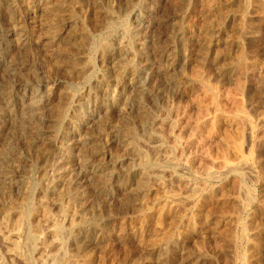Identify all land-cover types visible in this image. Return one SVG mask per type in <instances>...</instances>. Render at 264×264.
I'll return each mask as SVG.
<instances>
[{"label": "rangeland", "instance_id": "rangeland-1", "mask_svg": "<svg viewBox=\"0 0 264 264\" xmlns=\"http://www.w3.org/2000/svg\"><path fill=\"white\" fill-rule=\"evenodd\" d=\"M131 1L132 3L130 0H45V2L44 0H0V109L2 110L0 111V157H2L0 164L6 162L0 165V259L2 264H28L23 254L19 256L11 252V240L7 239V236L17 219L14 211L27 201L28 184L32 181L37 184L32 188L31 196L35 205H44L59 217V209H63L62 205L67 208L69 204L73 206L82 204V208L77 207L82 212H80L81 216L85 220H96V227L93 226L87 231L79 232L73 241L69 240V245L72 247H68V254L70 253L71 257L72 253V259L79 258L90 250V264H234L233 255H236L234 251L236 247L231 244L232 242L230 243V240L228 241V233L224 235L223 233L225 230L227 232L235 230L238 236L241 231L233 225L231 226L234 229L232 227L229 229L230 224L224 223L225 219L222 217L219 220L221 221L219 229L215 224L219 213L216 210L217 206L220 208H224V205L225 208L231 206L232 194L225 203L214 204L215 210L211 211L207 221L198 216L195 226L192 225L194 220L191 221L188 211L175 209L170 202L168 204L166 201L181 196L182 192H179L188 186L195 175H199L204 167L215 162L216 164L224 161L234 163L238 161V158L248 155L257 163L260 162L264 173V145L261 144L264 141V11L262 1L211 0L212 3L210 0ZM48 4L50 6L47 7ZM65 5L66 8H64ZM95 5H98L100 10ZM54 9H57V12L54 13ZM67 9H71L72 12L69 10L70 13H68ZM111 11L116 26L113 27V38L110 40L111 50L108 49V56L106 60H103L102 50L99 47L101 51L97 47L94 49V41L104 38L106 31L103 26ZM55 16H59L60 19ZM45 19L56 20V25L58 24L59 41L54 44L46 41L47 20ZM23 24L25 27H22ZM130 32L135 35L133 42L130 41ZM101 35L103 37L99 38ZM128 42H131L130 50L126 47ZM125 47L127 50L123 49ZM244 49L247 50L245 51L246 67L239 68L235 65L236 63L234 64V58L237 60ZM257 58L258 62L254 63ZM169 60H173L172 63ZM121 62L133 63L138 71L136 73L131 70L127 71L128 73L123 72L124 64ZM117 65H121L122 68ZM71 66L73 68H70ZM181 68L188 77H185L183 71L181 72ZM191 68L193 70L189 77ZM17 69L21 70L17 71ZM24 69L30 70L29 73ZM195 69H197L198 76L202 71L206 73L205 75L201 73L202 76H200L202 79L204 77V82L207 81L206 89H200L199 84L193 86L188 84L189 78H195L192 75ZM116 71L118 75L114 74ZM104 76L108 82L107 86V83L103 81ZM113 76L120 77H114V79ZM173 77H176L175 80ZM239 77L245 85L243 88L245 91H239L235 86L238 85ZM6 87L9 92H6ZM4 89L5 91H2ZM34 91L41 96L39 106L37 105L39 109L37 107V113L31 117V123L28 121L23 125L21 122L25 112L22 110L28 104V98ZM228 91L229 93L232 91L236 97H239L242 105L227 101L224 93ZM125 94L129 96V99L124 98ZM199 97L204 100L201 99L200 102L203 101L205 104L199 103ZM7 98L9 101L6 100ZM137 99L140 100V104L136 102ZM218 100H221L220 104ZM211 101L218 102L219 105H216L221 108L215 104L213 106ZM149 110V116L153 118L156 114V119L151 120L152 118L149 117L146 120L147 123H141L138 129L140 139L143 140H140V143L145 151L151 150L149 152L158 158L162 156L160 155L163 153L162 150L155 147L157 137L153 132L158 130L157 134L161 132L168 136L171 132L170 123L174 118L179 123L175 126L176 128L174 127V131L181 136L180 142H184L190 133L189 129L194 127L196 118L202 115L208 122L204 125V132L209 143L203 144L205 148L200 147L198 153H195L194 148L183 150L182 146L174 152L175 154L173 153L177 159H183L187 153L188 155L196 154L193 169V165L184 164L185 161L182 160L176 161L177 164L173 163L171 167L149 165L147 169L151 172L153 179L149 184L151 191L145 194L132 189L136 188L135 181L140 175L141 167L133 156L134 154L123 144L124 137L120 134H122L123 123L128 120L137 121L140 113H148ZM184 110L189 114L184 115ZM12 116L13 119H11ZM15 118L17 121H14ZM19 124L23 126L21 132L16 128ZM143 125L146 126L143 127ZM153 127L155 129L152 130ZM6 138L10 140L7 141ZM212 158L215 162L211 161ZM244 176H246L244 182L249 190L252 189L250 191L254 192L256 201L251 204L250 212L242 221L246 232L248 231V239L240 245L242 247L239 246L240 248L237 249L246 258H244V264H264V181H256L251 174ZM154 178H158L159 181ZM233 183V180L229 178L223 182L227 188H230ZM16 203L20 204L17 206ZM164 205L166 207H163ZM167 207L169 210L165 209ZM157 209L161 210L160 213H157L159 212ZM173 210L176 211L173 212ZM147 212L148 214H144ZM145 215L149 217L146 218ZM179 215L185 216L179 219ZM167 216L174 220V223L167 228L164 224L159 227L160 225L155 223L156 218L159 220ZM140 217L143 218L140 219ZM38 220L37 217L31 218L30 223L33 227H37L35 224ZM61 220L67 223L65 218L61 217ZM178 220L179 222H176ZM175 223H178L179 227ZM169 232H171V237L166 240L159 239L160 234H169ZM17 239L20 241L21 238Z\"/></svg>", "mask_w": 264, "mask_h": 264}, {"label": "bare ground", "instance_id": "bare-ground-1", "mask_svg": "<svg viewBox=\"0 0 264 264\" xmlns=\"http://www.w3.org/2000/svg\"><path fill=\"white\" fill-rule=\"evenodd\" d=\"M61 1H63V0H61ZM98 1V0H97ZM103 1V0H102ZM213 1V0H212ZM215 1V0H214ZM260 1H262L261 3H262V10L264 11V0H260ZM44 2H45V0H44ZM58 2V1H57ZM95 2V1H94ZM126 2V1H125ZM134 2V1H133ZM201 2V1H200ZM210 2H211V0H210ZM217 2V1H216ZM48 3V2H47ZM55 3V2H54ZM130 3H132V1L130 0ZM212 3V2H211ZM12 4V3H11ZM51 4V3H50ZM73 4V3H72ZM260 4V3H259ZM7 5V4H6ZM51 5H54L53 3L51 4ZM108 5V4H107ZM48 6H50L49 4L47 5V7ZM95 6H98V5H95ZM101 6V5H100ZM209 7L208 8H210V5H208ZM6 7V6H5ZM9 7V6H8ZM12 7V6H11ZM46 7V8H47ZM213 7H215L214 5H213ZM212 7V8H213ZM60 8V7H59ZM63 8V7H62ZM64 8H66V5L64 6ZM98 8H99V6H98ZM104 8V7H103ZM192 8V7H191ZM242 8V7H241ZM259 8H261V7H259ZM193 9V8H192ZM211 9V8H210ZM209 9V10H210ZM17 10V9H16ZM57 10V9H56ZM55 9H54V13L55 12H57ZM70 10V12H72L71 11V9H69ZM68 9H67V12L69 11ZM96 10H97V8H96ZM99 10H100V8H99ZM102 10V9H101ZM213 10V9H212ZM216 10V9H215ZM261 10V11H262ZM6 11V10H5ZM8 11V10H7ZM59 11V10H58ZM98 11V10H97ZM106 11V10H105ZM105 11H104V13H105ZM195 11L197 12V10L195 9ZM260 11V12H261ZM262 11V12H263ZM10 12V11H9ZM8 12V13H9ZM70 12H68V13H70ZM75 12V11H74ZM193 12V11H192ZM49 13V12H48ZM101 13V12H100ZM106 13H109V12H106ZM64 14V13H63ZM67 14V13H66ZM215 14V13H214ZM72 15H74L73 13H72ZM77 15V14H76ZM110 16H109V18L107 17V19H105L106 21V23H104L105 25L103 26L104 27V29H105V31H106V34H105V36H104V38L102 39V40H98V41H94V49H96V47H97V49H99L101 52H102V58H103V60H106V58H107V51H108V49L109 50H111V47L112 46H110V40H112L111 38H113V27L114 26H116V25H114L115 24V19H114V16H113V12L111 11L110 12V14H109ZM11 16V15H10ZM50 16V15H49ZM244 16V15H243ZM58 17L59 16H55V18H57L58 19ZM65 17V16H64ZM67 17H70V15H67ZM11 18V17H10ZM59 19H60V17H59ZM62 19V18H61ZM70 19V18H69ZM32 20V19H31ZM45 20H47V24H46V28H45V36L47 37V39H46V41L48 40V42L49 43H51V44H54L55 42H57V41H59L58 40V36H59V34H58V28H57V25H56V20L54 21L53 19V21L52 20H50V19H45ZM63 20H64V18H63ZM15 21V20H14ZM61 21V20H60ZM59 21V22H60ZM16 22V21H15ZM46 22V21H45ZM209 22V21H208ZM244 22V21H243ZM61 23V22H60ZM63 23V22H62ZM101 23V22H100ZM206 23V22H205ZM17 24V23H16ZM17 25H20L19 23L17 24ZM190 25V24H189ZM242 25V24H241ZM60 26V25H59ZM58 26V27H59ZM17 27V26H16ZM15 27V28H16ZM19 27V26H18ZM22 27H25L24 26V24H23V26ZM63 27V26H62ZM193 27H191V29H192ZM21 29V28H20ZM199 29V28H198ZM250 29V28H249ZM25 30V29H24ZM62 30V29H61ZM75 30V29H74ZM115 30V29H114ZM188 30V29H187ZM21 31H23V30H21ZM104 31V32H105ZM24 33H25V31H23ZM76 32V31H75ZM80 33V32H79ZM193 33V32H192ZM252 33V32H251ZM19 34H20V32H19ZM67 34V33H66ZM70 34V33H69ZM83 34H84V36H85V33L83 32ZM182 34V33H181ZM189 34H190V32H189ZM194 34V33H193ZM207 34V33H206ZM115 35V34H114ZM180 35V34H179ZM64 38H65V36L64 35H62ZM81 36V35H80ZM190 36V35H189ZM189 36H187V37H189ZM32 37V36H31ZM61 37V36H60ZM74 37V36H73ZM101 37H103L102 35L99 37V38H101ZM135 37V35L133 34V33H131L130 32V41L131 42H133V38ZM194 37V36H193ZM75 38V37H74ZM84 38V37H83ZM77 39V38H76ZM75 39V40H76ZM62 40V39H61ZM74 40V39H73ZM82 40V39H81ZM80 40V41H81ZM72 41V40H71ZM47 42V43H48ZM75 42V41H74ZM77 42H79V41H77ZM82 42H83V40H82ZM131 42H128L127 43V45H126V47L130 50V47H132V46H130L131 45ZM178 42H181V41H178ZM46 43V44H47ZM73 43V42H72ZM187 43V42H186ZM27 44V43H26ZM73 44H75V43H73ZM133 44V43H132ZM164 44H166V43H164ZM167 44H169V43H167ZM49 45V44H48ZM77 46V45H76ZM80 46V45H79ZM83 46V45H82ZM114 46V45H113ZM160 46V45H159ZM187 46V45H186ZM53 47V46H52ZM58 47V46H57ZM56 47V48H57ZM81 47V46H80ZM79 47V48H80ZM99 47V48H98ZM123 48V49H126L127 50V48ZM155 47V46H154ZM188 47V46H187ZM190 47V46H189ZM166 48V47H165ZM61 49V48H60ZM83 49V48H82ZM113 49V48H112ZM123 49H119V50H123ZM133 49V48H132ZM66 50V49H65ZM156 50V49H155ZM164 50V49H163ZM183 50V49H182ZM121 51L119 52V53H121ZM161 51V50H160ZM245 51L247 52V50H245L244 49V51H242L241 53H240V56H239V58H237V60L234 58V60H235V62H234V64L236 65V66H238L239 68L240 67H246V57H245ZM58 52H59V50H58ZM166 52V51H165ZM170 52V51H169ZM185 52V51H184ZM174 53V52H173ZM160 54V53H159ZM171 54V53H170ZM256 54V53H255ZM111 55V54H110ZM121 55V54H120ZM10 58H11V56H9ZM174 57V56H173ZM190 57V56H189ZM236 57V56H235ZM256 57V56H255ZM60 58V57H59ZM79 58V57H78ZM77 58V59H78ZM162 58V57H161ZM65 59V58H64ZM74 59V58H73ZM135 58H133V60H134ZM13 60V59H12ZM56 60V59H55ZM232 60V59H231ZM258 58L257 59H255L254 60V63H257L258 62ZM57 61V60H56ZM170 61V60H169ZM173 61V60H172ZM172 61H170L171 63H172ZM204 61V60H203ZM206 61V60H205ZM11 62H13V61H11ZM76 62H78V61H76ZM75 62V63H76ZM132 62V61H131ZM128 63V64H124V62H121V64H124V66H123V69H122V71L123 72H125V73H128L127 71H129V70H131L133 73H136V71H138L137 70V68H135V66L136 65H134L133 63ZM233 62V61H232ZM55 63V62H54ZM69 64H71V62H68ZM73 63V62H72ZM85 63V62H84ZM87 63V62H86ZM166 63V62H165ZM170 63V64H171ZM175 63V62H174ZM253 63V64H254ZM56 64V63H55ZM61 64V63H60ZM79 64V63H78ZM118 64H120V62H118ZM136 64V63H135ZM232 64V63H231ZM14 66H15V64H13ZM139 65V64H138ZM173 65V64H172ZM20 66V65H19ZM21 66H22V64H21ZM60 66V65H59ZM70 66V65H69ZM73 67H74V65H72ZM70 67V68H73V67ZM76 66H79V65H76ZM75 66V67H76ZM118 66V65H117ZM119 66H121V65H119ZM118 66V67H119ZM167 66V65H166ZM200 66V65H199ZM206 66V65H205ZM8 67V66H7ZM12 67V66H11ZM80 67V66H79ZM118 67H116V68H118ZM170 67H172V66H170ZM78 68V67H77ZM121 68H122V66H121ZM179 68V67H178ZM184 68V67H183ZM183 68H181V72L183 71V70H185V68L183 69ZM203 68V67H202ZM201 68V69H202ZM257 68V67H256ZM48 69V68H47ZM140 69V68H139ZM167 69V68H166ZM183 69V70H182ZM15 70V69H14ZM19 70H21V69H19ZM18 69H17V71H19ZM25 70V69H24ZM69 70H71V69H69ZM77 70V69H76ZM116 70H118V69H116ZM188 70V69H187ZM193 69L191 68V70H190V73H189V77H190V75H191V71H192ZM196 70L197 69H195L193 72H195L196 73ZM203 70V69H202ZM201 70V71H202ZM237 70V69H236ZM239 70V69H238ZM1 71V70H0ZM8 71H9V69H8ZM25 71H30V70H25ZM164 71V70H163ZM174 71V70H173ZM209 71V70H208ZM241 71V70H240ZM13 72V71H12ZM22 72V71H21ZM20 72V73H21ZM26 72V73H27ZM181 72H179V73H181ZM192 72V73H193ZM243 72H245V71H243ZM25 73V72H24ZM29 73V72H28ZM177 73V72H176ZM183 73H184V75L185 74H187V73H185L184 71H183ZM193 73L192 75L195 77V78H189V80H188V84L190 85V86H193L194 84H199V87H201L200 89H206V87L208 86L207 85V81H203V79H204V77H203V79H202V77H200V76H202V74H204V71H202L201 73H200V75L198 76V74L196 73ZM199 73V72H198ZM208 73V72H207ZM32 74V73H31ZM106 74V73H105ZM114 74H116V75H118L117 74V71H116V73H114ZM130 74V73H129ZM169 74V73H168ZM195 74V75H194ZM206 74V73H205ZM204 74V75H205ZM243 74V73H242ZM23 75V74H22ZM119 75H121V74H119ZM135 75V74H134ZM215 75V74H214ZM32 76V75H31ZM125 76V75H124ZM169 76H171V75H169ZM172 76H175V75H173L172 74ZM180 76V74L178 75V77ZM239 76H241V75H239ZM30 77V76H29ZM36 77V76H35ZM115 76H113V78H114ZM117 77H120V76H116L115 78H117ZM126 77V76H125ZM168 77V76H167ZM185 77H188V76H186L185 75ZM206 77V76H205ZM7 78V77H6ZM89 78V77H88ZM112 78V79H113ZM114 78V79H115ZM168 78H172V77H168ZM174 78V77H173ZM176 78V77H175ZM175 78H174V80H175ZM237 78V77H236ZM119 79V78H118ZM117 79V80H118ZM123 79H125V78H123ZM76 80V79H75ZM183 80H185V78L183 79ZM206 80H208L207 78H206ZM103 81H105L106 82V77L104 76L103 77ZM121 81V79L119 80V82ZM179 81H180V79H179ZM115 82V81H114ZM113 82V83H114ZM124 81H122V83H123ZM138 82V81H137ZM140 82V81H139ZM138 82V83H139ZM208 82H209V80H208ZM235 82V81H234ZM107 84H106V86L108 85V82H106ZM172 83V82H171ZM181 83V82H180ZM184 83V82H183ZM186 83V82H185ZM216 83V82H215ZM214 83V84H215ZM230 83V82H229ZM237 83V82H236ZM5 84H7V83H5ZM8 84H9V82H8ZM28 84V83H27ZM30 84V83H29ZM28 84V85H29ZM116 84H117V82H116ZM137 84V83H136ZM173 84V83H172ZM179 84V83H178ZM209 84V83H208ZM238 85H235V86H237V89L239 90V91H243L244 89V84H243V81L242 80H240V77H239V79H238V83H237ZM12 85V84H11ZM31 85V84H30ZM97 85H99V84H97ZM105 85V84H104ZM174 85V84H173ZM180 85V84H179ZM210 85H212V84H210ZM209 85V86H210ZM230 85V84H229ZM5 86V85H4ZM100 86H102V85H100ZM136 86V85H135ZM198 86V85H197ZM213 86V85H212ZM211 86V87H212ZM1 87V86H0ZM102 87H104V86H102ZM140 87H141V85H140ZM143 87V86H142ZM141 87V88H142ZM234 87V86H233ZM4 88V87H3ZM137 88H139L138 86H137ZM136 88V89H137ZM144 88V87H143ZM213 88V87H212ZM215 88H217V87H215ZM8 89H10V88H8ZM193 89H195V88H193ZM225 89V88H224ZM12 90V89H11ZM98 90V89H97ZM100 90V89H99ZM131 90V89H130ZM221 90V89H220ZM2 91H5V89L4 90H2ZM1 91V92H2ZM13 91V90H12ZM68 91V90H67ZM121 91H122V89H121ZM137 91H138V89H137ZM140 91V90H139ZM157 91V90H156ZM224 91V90H223ZM237 91V90H236ZM238 91V92H239ZM245 91V90H244ZM6 92H9V91H7V87H6ZM74 92V91H73ZM96 92H98V91H96ZM122 92H124V90L122 91ZM131 92H133V91H131ZM221 92V91H220ZM232 92V91H231ZM229 93V91H228V93H224V94H226L225 95V98H226V100L227 101H229V102H231L232 104L234 103V104H238V105H242V102H241V99L239 98V97H236V95L232 92V93ZM4 93V92H3ZM12 93V92H11ZM113 93V92H112ZM126 93V92H125ZM138 93V92H137ZM140 93V92H139ZM237 93V92H236ZM1 94V93H0ZM5 94V93H4ZM127 94V93H126ZM126 94L123 96L124 98H126V99H129L128 97L129 96H126ZM129 94V93H128ZM127 94V95H128ZM197 94V93H196ZM201 94V93H200ZM203 94H204V92H203ZM206 94V93H205ZM234 94V95H233ZM8 95V94H7ZM31 95V94H30ZM40 95H42V94H40ZM73 95V94H72ZM71 95V96H72ZM130 95V94H129ZM134 95V94H133ZM139 95V94H138ZM143 95V94H142ZM158 95V94H157ZM215 95V94H214ZM3 96V95H2ZM5 96H6V94H5ZM67 96V95H66ZM199 96V95H198ZM205 96H207V95H205ZM211 96V95H210ZM221 96V95H220ZM7 97V96H6ZM5 97V98H6ZM11 97V96H10ZM39 97H41V96H39V94L38 93H36V91H34V92H32V95H31V97L29 96V102H28V104H24L25 106H24V109L22 110V111H24L25 113H23V121L21 122V123H23V125H24V123L25 122H30V120H31V117L33 116V115H35L36 113H37V107L39 106L38 104V102H39V100H40V98ZM121 97V96H120ZM122 97V98H123ZM130 97H133V96H131L130 95ZM209 97V96H208ZM212 97H215V96H212ZM218 97H219V95H218ZM223 97V96H222ZM135 98V97H134ZM139 98V97H138ZM207 98V97H206ZM210 98V97H209ZM10 99V98H9ZM12 99V98H11ZM202 98H200L199 97V103H201L202 104V102L204 101L203 99V101H201L200 102V100H201ZM216 99H217V97H216ZM222 99V98H221ZM7 101H9L8 100V98L6 99ZM5 99H4V101H6ZM102 100V99H101ZM118 100V99H117ZM120 100V99H119ZM188 100V99H187ZM196 100H198V98L196 99ZM207 100V99H206ZM211 100V99H210ZM215 100V99H214ZM213 100V101H214ZM224 100V99H223ZM225 100V101H226ZM115 101V100H114ZM128 101V100H127ZM216 101V100H215ZM220 101L221 100H218V102H219V104H220ZM12 102V101H11ZM10 102V103H11ZM26 102V101H25ZM24 102V103H25ZM26 102V103H27ZM104 102V101H103ZM120 102V101H119ZM122 102V101H121ZM136 102H139V104H140V100H136ZM188 102V101H187ZM198 102V101H197ZM196 102V103H197ZM209 102V101H208ZM207 102V103H208ZM217 102V103H218ZM102 103V102H101ZM124 103V102H123ZM125 103H127L126 102V100H125ZM198 103V104H199ZM204 104H205V102H203ZM206 103V104H207ZM211 103H212V105L214 106V104L216 105L217 103H213L212 101H211ZM5 104V103H4ZM138 104V105H139ZM144 104V103H143ZM203 104V105H204ZM219 104H217V105H219ZM244 104V103H243ZM38 105V106H37ZM118 105V104H117ZM122 105V104H121ZM125 105V104H124ZM146 105V104H145ZM208 105V104H207ZM207 105H205V106H207ZM209 105H211V104H209ZM216 105V106H217ZM6 106H7V104H6ZM13 106V105H12ZM11 106V107H12ZM23 106V105H22ZM200 106V105H199ZM127 107V106H126ZM143 107V106H142ZM186 107V106H185ZM209 107V106H208ZM218 108L220 107V106H217ZM225 107V106H224ZM14 108H16V107H14ZM21 108H23V107H21ZM120 108V107H119ZM141 108V107H140ZM145 108H146V106H145ZM201 108H202V106H201ZM221 108V107H220ZM2 109H4L3 107H2ZM7 109H8V107H7ZM38 109H39V107H38ZM142 109H144V107L142 108ZM185 109V108H184ZM205 109V108H204ZM239 109V108H238ZM10 110V112L12 113V110L11 109H9ZM8 110V111H9ZM137 110V109H136ZM154 110H155V108H154ZM179 110V109H178ZM186 110V109H185ZM184 110V111H185ZM208 110V109H207ZM0 111H2L1 109H0ZM15 111V113H16V109L14 110ZM39 111V110H38ZM127 111V110H126ZM146 111V110H145ZM152 111V110H151ZM183 111V114L184 115H188L189 113H186L187 111H185L184 112ZM216 111V110H215ZM229 111V110H228ZM241 111V110H240ZM21 112V111H20ZM52 112H53V110H52ZM131 112V111H130ZM150 112V110L148 111V113H146V112H143V113H140L139 114V116L137 117V121H132V120H128L127 122H125V123H123V125H122V130H121V133L122 134H120V135H123V144H125V146H126V148H127V150H129L130 152H132L134 155L133 156H135V158H136V160H137V162H138V164H139V166L141 167V170H140V175L138 176V178L136 179V181H135V184H136V188H132V189H136L137 190V192H144L145 194H149V191H151L150 189V186H149V184H150V182H151V180L153 179V176L151 175V172L147 169V167L149 166V165H153V166H159V165H161L162 167H163V165H165V166H168V167H171L172 166V164L174 163V164H177L176 163V161H185L184 162V164L185 163H187L188 165H193L194 164V161H195V159H196V154H193V153H191V154H189L188 155V153H187V156L186 157H184L183 159L182 158H178L177 159V157L176 156H174V152H176L177 150H178V148H180L181 146V148H183V150H185V149H189V148H194L195 149V153H198V151H200V147H201V149H202V146H203V148H205L204 146L205 145H203V144H206L207 142H208V140L206 139V135H205V132H204V128H205V123L207 122V120H205L204 119V117L202 116V115H197V116H199V117H197L196 118V120H195V122H194V127H192L191 129H189V135H188V138L182 143V142H180V139H181V136L180 135H177L176 133H175V131H174V127L177 125V124H179L178 123V120L177 119H173L172 120V122L170 123V129L169 130H171V132H170V134L168 135V136H165V135H163V133H161L160 131V134H157L158 133V130L156 131L155 130V132H153V134H154V136L155 137H157V139H156V148L158 147L159 149H161L162 150V152L163 153H160V155L162 154V156H160V157H162V159H159L155 154H151L149 151H151V150H148V152L147 151H145L144 149H143V147L141 146L142 144L140 143V138H141V135H140V133H139V131H138V129H139V126H141V123L143 124V122L146 124L147 122H146V120L149 118V117H151L152 118V116H149V113ZM182 112V111H181ZM199 112V111H198ZM201 112H203V111H201ZM207 112V111H206ZM233 112V111H232ZM239 112V111H238ZM237 112V113H238ZM243 112V111H242ZM14 113V112H13ZM14 113V114H15ZM235 113H236V111H235ZM17 114V113H16ZM22 114V113H21ZM40 114V113H39ZM38 114V115H39ZM57 114V113H56ZM161 114V113H160ZM199 114V113H198ZM206 114V113H205ZM204 114V115H205ZM241 114V113H240ZM20 115V114H19ZM168 115V114H167ZM17 116V115H16ZM46 116V115H45ZM128 116V115H127ZM131 115H129V117H130ZM155 116H157L156 114H155ZM155 116L153 117V118H155ZM237 116V115H236ZM246 116V115H245ZM39 117V116H38ZM135 118H136V116H134ZM34 118H36V117H34ZM134 118V119H135ZM153 118L151 119V120H153ZM178 118V117H177ZM183 118V117H182ZM190 118H192V117H190ZM11 119H13V116H12V118ZM16 119V118H15ZM125 119V118H124ZM156 119V118H155ZM163 119V118H162ZM207 119V118H206ZM106 120V119H105ZM145 120V121H144ZM150 120V119H149ZM150 120V121H151ZM14 121H17V119L16 120H14ZM53 121V120H52ZM149 121V122H150ZM213 121V120H212ZM211 121V122H212ZM239 121V120H238ZM237 121V122H238ZM244 121V120H243ZM19 122H20V120H19ZM15 123V122H14ZM14 123L12 124V125H14ZM31 123V122H30ZM39 123V122H38ZM108 123V122H107ZM152 123V122H151ZM28 124V123H27ZM27 124H25V125H27ZM99 124H101V123H99ZM207 124H208V122H207ZM213 123H211V125H212ZM16 125V124H15ZM14 125V126H15ZM33 125V124H32ZM36 124H34V126H35ZM38 125V124H37ZM57 125V124H56ZM149 125H151V124H149ZM162 125V124H161ZM214 125V124H213ZM253 125V124H252ZM14 126H11V127H14ZM28 126V125H27ZM52 126V125H51ZM58 126V125H57ZM96 126H98L99 127V125H97L96 124ZM101 126H103V125H101ZM100 126V127H101ZM146 126V125H145ZM144 125H143V127H145ZM155 126V125H154ZM22 124H19L16 128H17V130L18 131H22L23 129H22ZM54 127V126H53ZM52 127V128H53ZM163 127H164V125H163ZM162 127V128H163ZM207 127V126H206ZM216 127V126H215ZM15 128V127H14ZM34 128V127H33ZM36 128V127H35ZM42 128V127H41ZM58 128V127H57ZM97 128V127H96ZM176 128V127H175ZM13 129V128H12ZM111 130L113 129V128H110ZM147 130V128H144V130ZM152 130L153 129H155V127H153V128H151ZM207 129V128H206ZM229 129V128H228ZM236 129V128H235ZM13 130H15V129H13ZM27 130V129H26ZM30 130V129H29ZM32 130V129H31ZM42 130V129H41ZM142 130H143V128H142ZM149 128H148V133H149ZM27 132V131H26ZM117 132V131H116ZM146 132V131H145ZM248 132V131H247ZM23 133V132H22ZM48 133V132H47ZM91 133V132H90ZM147 133V132H146ZM151 133V132H150ZM228 133V132H227ZM230 133V132H229ZM12 134V133H11ZM24 135H25V133H23ZM38 134H39V132H38ZM87 134V133H86ZM92 134V133H91ZM106 134V133H105ZM111 134V133H110ZM263 134V133H262ZM5 135V134H4ZM3 135V136H4ZM36 135V134H35ZM140 135V136H139ZM144 135V134H143ZM146 135V134H145ZM152 135V134H151ZM181 135H183V134H181ZM210 135V134H209ZM232 135V134H231ZM8 136V135H7ZM92 136V135H91ZM102 136V135H101ZM119 136V135H118ZM148 136H150V135H148ZM208 136V135H207ZM94 137H95V135H94ZM143 137H145V136H143ZM184 137V136H183ZM182 137V138H183ZM186 137V136H185ZM2 138V137H1ZM4 138V137H3ZM105 138H107V137H105ZM148 138V137H147ZM149 138H152V137H149ZM207 138H209V137H207ZM7 139V138H6ZM5 139V140H6ZM9 139V138H8ZM8 139H7V141H8ZM25 139V138H24ZM30 139V138H29ZM97 139H98V137H97ZM2 140V139H1ZM10 140V139H9ZM31 140H32V138H31ZM151 140V139H150ZM183 140H184V138H183ZM6 141V142H7ZM33 141V140H32ZM96 141V140H95ZM98 141V140H97ZM141 141H143V140H141ZM2 142V141H1ZM5 142V143H6ZM26 142V141H25ZM28 142V141H27ZM30 142V141H29ZM90 142V141H89ZM259 142V141H258ZM257 142V143H258ZM148 143V142H147ZM151 143V142H150ZM209 143V142H208ZM234 143H235V141H234ZM248 143V142H247ZM26 144H28V143H26ZM240 144V143H239ZM254 144L256 145V143L254 142ZM261 144H263L264 145V141L261 143ZM29 145V144H28ZM212 145V144H211ZM214 145H215V143H214ZM252 145V144H251ZM94 146V145H93ZM97 146H98V144H97ZM207 146V145H206ZM210 145H208V147H209ZM239 146V145H238ZM242 146V145H241ZM244 146V145H243ZM2 147V146H1ZM28 147V146H27ZM208 147H206V148H208ZM249 147V146H248ZM11 148H12V146H11ZM29 148V147H28ZM149 148V147H148ZM213 148V147H212ZM217 148V147H216ZM239 148V147H238ZM93 149V148H92ZM3 150V149H2ZM4 150H5V148H4ZM95 150V149H94ZM97 150V149H96ZM126 150V149H125ZM124 150V151H125ZM155 150V149H154ZM158 150V149H157ZM209 150H210V147H209ZM6 151H7V148H6ZM8 151H9V149H8ZM211 151V150H210ZM251 151V150H250ZM263 151H264V148H263ZM22 152V151H21ZM95 152V151H94ZM98 152V151H97ZM129 152V153H130ZM155 152H156V150H155ZM159 152V151H158ZM185 152V151H184ZM206 152V151H205ZM220 152V151H219ZM1 153V152H0ZM3 153H5V152H3ZM3 153H2V155H3ZM8 153V152H7ZM123 153V152H122ZM174 153V154H173ZM202 153V152H201ZM210 153V152H209ZM20 154V153H19ZM39 154V153H38ZM158 154V153H157ZM204 154V153H203ZM217 154H220V153H217ZM222 154V153H221ZM250 155H251V152L249 153ZM11 155V154H10ZM98 155V154H97ZM195 155V156H194ZM206 155V154H205ZM207 155H209V154H207ZM0 156H1V154H0ZM19 156V155H18ZM17 156V157H18ZM117 156V155H116ZM123 156V155H122ZM252 156V155H251ZM6 157V156H5ZM16 157V158H17ZM98 157V156H97ZM101 157V156H100ZM217 157V156H216ZM225 157V156H224ZM0 158H2V157H0ZM19 158V157H18ZM38 158H39V156H38ZM47 158V157H46ZM99 158V157H98ZM118 158V157H117ZM214 158V157H213ZM213 158H212V162H215V161H213ZM226 158V157H225ZM134 159V158H133ZM132 159V160H133ZM88 160V159H87ZM115 160V159H114ZM216 161H217V159H215ZM4 161V160H3ZM10 161V160H9ZM9 161L7 162V165L9 164ZM212 162H210V163H212ZM2 163H4V162H2ZM209 163V162H208ZM4 164H6V162L4 163ZM4 164H0V165H4ZM204 164V163H203ZM99 165H101V164H99ZM196 165V164H195ZM206 165V164H205ZM259 165V166H258ZM174 166V165H173ZM101 167V166H100ZM99 167V169H101ZM139 167V168H140ZM203 167V166H202ZM2 168H4V167H2ZM14 168V167H13ZM98 168V167H97ZM103 168V167H102ZM105 168H106V166H105ZM108 168V167H107ZM136 168V167H135ZM194 168V165H193V167H192V169ZM6 170V169H5ZM107 170V169H106ZM106 170L104 171V172H106ZM109 170H110V167H109ZM108 170V171H109ZM112 170V169H111ZM165 170V169H164ZM198 170V169H197ZM102 171V172H103ZM162 171H163V168H162ZM175 171H177V170H175ZM190 171V170H189ZM98 172V171H97ZM101 172V171H100ZM103 172V173H104ZM113 172V171H112ZM178 172V171H177ZM44 173H45V171H44ZM99 173V172H98ZM183 173V172H182ZM4 174V173H3ZM105 174V173H104ZM110 174V173H109ZM119 174V173H118ZM252 175L255 179H256V181H261L262 182V180L264 181V173H263V169L261 168V166H260V162L259 163H257L256 161H254V159L252 160L248 155H245V156H242L240 159L238 158V161L237 162H235L234 161V163H225V161L222 163H218V164H216V162L215 163H212V164H209V165H207L206 167H204L202 170H201V172H200V174L199 175H195V177H194V175H193V179L191 180V182L188 184V186L183 190V191H180L179 193H181L182 192V194H181V196H178V197H173L172 199L170 198L168 201H166L168 204H169V202L171 203V206L172 207H174L175 209H178V210H186V211H188L189 212V214H190V219H191V221L192 220H194L193 222H192V225H194L195 226V224H196V222H197V218H198V216L200 217V218H204L205 219V221H207L209 218H210V213H211V211H214L215 210V208H214V204H219V202H226L228 199H229V197H230V194H232V198H230V199H232V204H231V206H229V207H227V208H225V205H224V208H220L219 206H217V208H219V209H217L216 208V210L217 211H219V213H218V215H217V219H215V224H216V227H218V229L221 227L220 226V222L221 221H219L220 220V218L222 217V218H224L225 220H227L226 222H225V220L224 219H222V221L224 220V223H229L230 224V227H229V229L232 227L231 225H233V226H235L237 229H240V234L237 236V234H235V230L233 231V230H228V232H227V230H225V233H223V235L224 234H226V233H228V241L230 240V243L231 244H233L234 245V247H236L235 249H234V251H236V255L234 256L233 255V261H234V264H244V262H245V260H244V258L245 257H243L244 255L243 254H240L238 251V249L237 248H240V247H242V246H240L241 244H243V243H245V241H247V239H248V231L246 232V227H245V224H243V218L244 217H246L247 215H248V213L250 212L249 211V209H250V207H251V204H253L254 203V201H256V199H255V195H254V192L252 193L250 190H252V189H250L249 190V188L247 187V185L245 184V180H244V178L246 177V176H244V175ZM5 175V174H4ZM99 176H100V174H99ZM102 176H103V174H102ZM111 176V175H110ZM109 176V177H110ZM114 176V175H113ZM182 176V175H181ZM185 176V175H184ZM106 177V176H105ZM127 177H128V175H127ZM137 177V176H136ZM43 178V177H42ZM98 178V177H97ZM96 178V179H97ZM123 178V177H122ZM163 178V177H162ZM232 179L233 180V185H231V187L230 188H227L224 184H223V182L226 180V179ZM100 179V178H99ZM102 179V178H101ZM105 179H107V178H105ZM132 179V178H131ZM188 179V178H187ZM5 180H7V179H5ZM104 180V179H103ZM102 180V181H103ZM110 180V179H109ZM130 180V179H129ZM133 180H135V179H133ZM154 180H158L159 181V179L158 178H154ZM102 181H100V182H102ZM105 181V180H104ZM106 181H108V180H106ZM111 181V180H110ZM0 182H1V180H0ZM92 182H94V181H92ZM98 182V181H97ZM155 182V181H154ZM230 182V181H229ZM15 183V182H14ZM22 183V182H21ZM164 183V182H163ZM188 183V182H187ZM36 184V183H35ZM35 184H34V182L32 181V182H29V184H28V189H29V193H28V195H27V201H25L24 203H23V201L21 202V203H23V204H21L22 206L20 207V208H18L17 210H15L14 211V214H16V216H15V218H17L16 219V221H14V223H13V228H12V231H10L9 232V234H8V236H7V239H10L11 240V246H12V249H11V252H15L17 255H19V256H21L22 254L24 255V257H25V259L27 260V262H28V264L30 263V264H90V262H91V257H90V253H89V251H88V253H86V254H84V255H81V257H79V258H75V259H72V253H71V257L69 256V254H68V247L69 246H71V245H69V240H71L72 239V241H73V238L76 236V234H78L79 232H82V231H87L88 229H90L91 227H93V226H97V222H96V220L95 221H89V220H85L84 219V217L83 216H81L82 214V212H81V210L79 209V208H77V207H83V206H81L80 204H77V205H71V204H69L68 205V207L67 208H64V205H62L63 206V209H59L60 210V215H59V217H57L56 215H54L55 213H53V212H51L50 211V209L49 208H47L46 206H44V205H35L34 203H33V201L31 200V196H32V188L35 186ZM106 184V183H105ZM119 184V183H118ZM161 184H162V181H161ZM184 184V183H183ZM23 185V184H22ZM37 185V184H36ZM97 185V184H96ZM99 185V184H98ZM124 185H126V184H124ZM164 185V184H163ZM101 186V185H100ZM105 186V185H104ZM103 186V187H104ZM129 186H131V185H129ZM228 186V185H227ZM102 187V186H101ZM133 187H134V184H133ZM74 188V187H73ZM77 188V187H76ZM124 188V187H123ZM154 188V187H153ZM21 189V188H20ZM99 189V188H98ZM129 189H131V188H129ZM230 189V190H229ZM25 190V189H24ZM69 191H70V189H69ZM68 191V192H69ZM97 191H99V190H97ZM127 191V190H126ZM129 191V190H128ZM134 191V190H133ZM179 191V190H178ZM177 191V192H178ZM254 191V190H253ZM129 192H131V193H133L132 191H129ZM135 192V191H134ZM136 192V193H137ZM44 193V192H43ZM81 193V192H80ZM164 193V192H163ZM171 193V192H170ZM133 194H135V193H133ZM129 195H130V193H129ZM11 196V195H10ZM25 196H26V194H25ZM76 196V195H75ZM74 196V197H75ZM79 196V195H78ZM148 196V195H147ZM3 197V196H2ZM52 197V196H51ZM146 198V197H145ZM155 198V197H154ZM75 199V198H74ZM1 200V199H0ZM20 200V199H19ZM53 200V199H52ZM129 200V199H128ZM142 200V199H141ZM159 200V199H158ZM21 201V200H20ZM88 201V200H87ZM86 201V202H87ZM259 201V200H258ZM80 202V201H79ZM70 203V202H69ZM147 203V202H146ZM17 204V203H16ZM18 204H20V203H18ZM18 204H17V206H18ZM148 204V203H147ZM228 204V203H227ZM222 205H223V203H222ZM228 205H230V203L228 204ZM61 206V207H62ZM87 206V205H86ZM158 206V205H157ZM170 206V207H171ZM60 207V208H61ZM150 207V206H149ZM163 207H166V205H164ZM169 207V206H168ZM168 207L167 208H165L166 210H169L168 209ZM169 207V208H170ZM8 208V207H7ZM13 208H15V207H13ZM160 209H163V208H160ZM173 209V208H172ZM157 210H159V209H157ZM92 211V210H91ZM132 211V210H131ZM149 211V210H148ZM160 211L161 210H159V212L157 211V213H160ZM163 211V210H162ZM174 211H176V210H173V212ZM81 212V213H80ZM165 212V211H164ZM179 212V211H178ZM4 213V212H3ZM9 213V212H8ZM84 213V212H83ZM114 213V212H113ZM155 213V212H154ZM166 213H168V212H166ZM185 213V212H184ZM184 213H182V214H184ZM93 213H91V215H92ZM144 214H148V212L147 213H144ZM175 214V213H174ZM185 214H187V213H185ZM256 214V213H255ZM5 215H6V213H5ZM90 215V214H89ZM94 215V214H93ZM98 215V214H97ZM168 215H169V213H168ZM13 216V215H12ZM86 218L88 217V215L86 216V215H84ZM100 216H103V215H100ZM142 216V215H141ZM146 216V215H145ZM156 216L158 217V215L156 214ZM166 216V215H165ZM179 216H181V217H179ZM178 216V218L179 219H182V217H184V216H182V215H179ZM3 217V216H2ZM35 217H37L39 220H38V223L37 224H35V225H37V227H33L32 226V224L30 223V222H32V221H30L31 220V218H35ZM61 217H63V218H65V220H67V223H64V221L63 220H61ZM93 216H91V218H92ZM104 217V216H103ZM149 217V216H148ZM147 216H146V218H148ZM186 217H189V216H187L186 215ZM8 218V217H7ZM90 218V219H91ZM101 218V217H100ZM143 218V217H142ZM141 217H140V219H142ZM171 217H161V218H159V220L156 218V221H155V223L157 224H159L158 226L159 227H161V225H166V228H167V226H169V225H172L174 222V220H171L170 219ZM9 220L11 219V218H8ZM183 219H185V218H183ZM189 219V220H190ZM14 220V219H13ZM94 220V219H93ZM109 220V219H108ZM1 221V220H0ZM3 221V220H2ZM37 221V220H36ZM98 221V220H97ZM144 221V220H143ZM151 221V220H150ZM181 221V220H180ZM183 221V220H182ZM181 221V222H182ZM199 221H200V219H199ZM245 221V220H244ZM3 222H5V221H3ZM99 222H101V221H99ZM176 222H179V220L178 221H176ZM213 222V221H212ZM143 223H145V222H143ZM202 223V222H201ZM203 223H205V222H203ZM207 223V222H206ZM205 223V224H206ZM2 224V223H1ZM67 224V225H66ZM176 224V223H175ZM178 224V223H177ZM176 224V225H177ZM183 224V223H182ZM209 224V223H208ZM145 225V224H144ZM175 225V226H176ZM179 225V224H178ZM177 225V226H178ZM224 225V224H223ZM223 225H222V228H223ZM146 226V225H145ZM193 226V227H194ZM211 226H212V224H211ZM220 226V227H219ZM224 226H226V225H224ZM10 227V226H9ZM99 227V226H98ZM171 227V226H170ZM179 227V226H178ZM181 227V226H180ZM106 228V227H105ZM110 228V227H109ZM164 228V227H163ZM169 228V227H168ZM182 228V227H181ZM180 228V229H181ZM188 228V227H187ZM208 228V227H207ZM225 228H227V227H225ZM224 228V229H225ZM233 228V227H232ZM231 228V229H232ZM162 229V228H161ZM172 229H175V227L173 228L172 227ZM218 229H217V231H218ZM234 229V228H233ZM236 229V230H237ZM99 231L100 230H102V229H98ZM107 230H108V228H107ZM165 231H169V230H167V229H164ZM98 231V232H99ZM164 231V232H165ZM191 231V230H190ZM220 231V230H219ZM233 231V232H232ZM91 232V231H90ZM102 232H104V231H102ZM184 232H186V231H184ZM221 232H223L222 230H221ZM86 233V232H85ZM165 233H167V232H165ZM165 233H162V234H160L161 236H158L159 237V239H162V240H166L168 237H171L170 235V233L171 232H169V234H165ZM178 233H179V231H178ZM105 234V233H104ZM115 234V233H114ZM111 235H113V234H111ZM207 235V234H206ZM215 235H216V233H215ZM88 236V235H87ZM90 236V235H89ZM109 236H110V234H109ZM111 237V236H110ZM183 237V236H182ZM185 237V236H184ZM17 238H21L20 239V241L17 239ZM76 238V237H75ZM223 238V237H222ZM86 239V238H85ZM106 239V238H105ZM10 240H8V241H10ZM103 240V239H102ZM80 241V240H79ZM85 241V240H84ZM153 241V240H152ZM158 241V240H157ZM213 241V240H212ZM223 241V240H222ZM86 242H88V241H86ZM86 242H83V243H86ZM112 242V241H111ZM225 242V241H224ZM79 244V242H76V244ZM81 243V242H80ZM81 245V244H80ZM212 245V244H211ZM219 245V244H218ZM10 246V247H11ZM73 246H74V244H73ZM240 246V247H239ZM72 247V246H71ZM79 247V246H78ZM90 248V247H89ZM7 249H9V248H7ZM70 249V248H69ZM81 249V248H80ZM243 249V248H242ZM253 250V249H252ZM26 251H27V253H26ZM29 251H30V254H29ZM75 251H77V249L75 250ZM75 251H74V253H75ZM85 251H86V249H85ZM114 251V250H113ZM112 251V252H113ZM10 253V252H9ZM26 253V254H25ZM34 253H35V256L37 257V258H34L35 256H34ZM91 253H92V251H91ZM115 253V252H114ZM80 254H82V253H80ZM80 254H79V256H80ZM94 254V253H93ZM234 254V253H233ZM22 255V256H23ZM243 255V256H242ZM34 256V257H33ZM255 257V256H254ZM24 259V258H23ZM232 259V258H231ZM246 259V258H245ZM232 261V262H233ZM226 263V262H225ZM0 264H2V262H1V259H0ZM5 264V263H4Z\"/></svg>", "mask_w": 264, "mask_h": 264}]
</instances>
